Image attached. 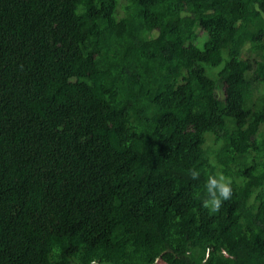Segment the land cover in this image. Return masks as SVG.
<instances>
[{
    "label": "trees",
    "instance_id": "1",
    "mask_svg": "<svg viewBox=\"0 0 264 264\" xmlns=\"http://www.w3.org/2000/svg\"><path fill=\"white\" fill-rule=\"evenodd\" d=\"M159 261L264 264V0H0V264Z\"/></svg>",
    "mask_w": 264,
    "mask_h": 264
},
{
    "label": "clouds",
    "instance_id": "2",
    "mask_svg": "<svg viewBox=\"0 0 264 264\" xmlns=\"http://www.w3.org/2000/svg\"><path fill=\"white\" fill-rule=\"evenodd\" d=\"M192 176L196 177L199 175L198 170L193 169L191 172ZM207 193L209 199L205 203L211 204L214 207H218L221 198L227 199L231 195L230 181L224 176L223 173H216L210 175L206 184Z\"/></svg>",
    "mask_w": 264,
    "mask_h": 264
},
{
    "label": "rangeland",
    "instance_id": "3",
    "mask_svg": "<svg viewBox=\"0 0 264 264\" xmlns=\"http://www.w3.org/2000/svg\"><path fill=\"white\" fill-rule=\"evenodd\" d=\"M159 263H161V264H165V263H163V262H160V261H159Z\"/></svg>",
    "mask_w": 264,
    "mask_h": 264
}]
</instances>
